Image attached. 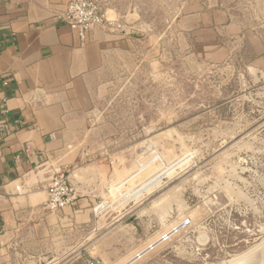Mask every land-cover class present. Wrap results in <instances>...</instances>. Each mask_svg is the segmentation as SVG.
I'll return each instance as SVG.
<instances>
[{"label":"rangeland","instance_id":"374dc122","mask_svg":"<svg viewBox=\"0 0 264 264\" xmlns=\"http://www.w3.org/2000/svg\"><path fill=\"white\" fill-rule=\"evenodd\" d=\"M225 1L264 32V0ZM246 49L113 71L100 210L23 264H264V65Z\"/></svg>","mask_w":264,"mask_h":264},{"label":"crops","instance_id":"0c3cea01","mask_svg":"<svg viewBox=\"0 0 264 264\" xmlns=\"http://www.w3.org/2000/svg\"><path fill=\"white\" fill-rule=\"evenodd\" d=\"M67 1L0 0V264H23L60 227L100 210L118 155L101 113L113 71L143 55L221 65L245 47L264 65V32L225 0H102L120 27H97L85 43L62 20ZM58 171L77 200L49 213Z\"/></svg>","mask_w":264,"mask_h":264},{"label":"built area","instance_id":"2783aa9c","mask_svg":"<svg viewBox=\"0 0 264 264\" xmlns=\"http://www.w3.org/2000/svg\"><path fill=\"white\" fill-rule=\"evenodd\" d=\"M105 6V1L102 0H68L62 20L76 33L79 42L85 43L88 33L97 27H120L106 19ZM15 190L23 191L20 186H17ZM76 200L77 193L67 175L59 171L54 173L48 184L43 209L49 213H56L74 206ZM167 236L163 235L160 240L165 241Z\"/></svg>","mask_w":264,"mask_h":264}]
</instances>
